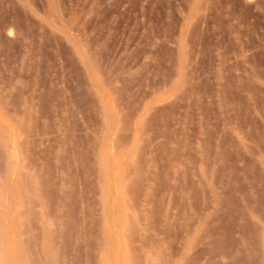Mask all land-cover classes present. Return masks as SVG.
<instances>
[{"label":"rangeland","instance_id":"1","mask_svg":"<svg viewBox=\"0 0 264 264\" xmlns=\"http://www.w3.org/2000/svg\"><path fill=\"white\" fill-rule=\"evenodd\" d=\"M0 264H264V0H0Z\"/></svg>","mask_w":264,"mask_h":264}]
</instances>
